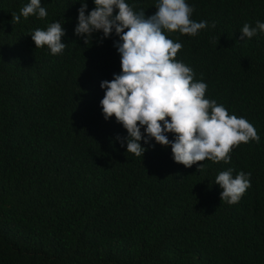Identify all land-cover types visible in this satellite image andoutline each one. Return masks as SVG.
<instances>
[{
    "label": "trees",
    "instance_id": "trees-1",
    "mask_svg": "<svg viewBox=\"0 0 264 264\" xmlns=\"http://www.w3.org/2000/svg\"><path fill=\"white\" fill-rule=\"evenodd\" d=\"M27 2L0 0V264H264V33L240 40L245 23L264 22V0H187L191 19L215 28L166 33L206 98L260 136L200 170L153 141H141L142 157L126 152L116 141L126 130L99 106L100 82L120 71L118 37H76L79 0H41L44 19L16 23ZM126 2L156 11L154 0ZM54 21L65 30L59 55L29 35ZM229 168L251 173L233 205L213 183Z\"/></svg>",
    "mask_w": 264,
    "mask_h": 264
},
{
    "label": "clouds",
    "instance_id": "clouds-1",
    "mask_svg": "<svg viewBox=\"0 0 264 264\" xmlns=\"http://www.w3.org/2000/svg\"><path fill=\"white\" fill-rule=\"evenodd\" d=\"M79 3L73 34L82 37L84 44L95 33L102 39L118 37L113 46L120 57V71L111 80L100 82L104 94L99 106L105 121L114 117L126 130L125 137H116L121 146L126 145V152L142 157L146 148L141 141L146 145L153 141L170 148L175 163L185 168L195 164L200 170L204 164L197 162L227 164L234 146L259 143L254 125L206 98L207 84L195 79L191 67L175 59L182 44L167 38L166 33L196 36L201 30L215 28V22L191 19L194 8L187 0H154L156 11L148 17L144 11H134L126 0H92L90 11L86 0ZM47 15L41 0H28L12 19L19 23L22 17L42 20ZM258 33H264V22L245 23L240 40H250ZM29 35L35 48L46 47L51 55L61 54L66 47L59 21ZM250 176L243 171L233 176L231 168L219 172L213 183L221 189L220 201L238 203L251 186Z\"/></svg>",
    "mask_w": 264,
    "mask_h": 264
}]
</instances>
